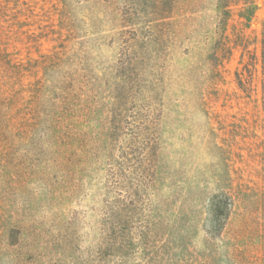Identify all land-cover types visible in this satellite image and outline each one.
<instances>
[{
	"label": "rangeland",
	"instance_id": "374dc122",
	"mask_svg": "<svg viewBox=\"0 0 264 264\" xmlns=\"http://www.w3.org/2000/svg\"><path fill=\"white\" fill-rule=\"evenodd\" d=\"M147 109L157 182L109 264H264V0H0V264L101 263L108 129Z\"/></svg>",
	"mask_w": 264,
	"mask_h": 264
},
{
	"label": "trees",
	"instance_id": "16d2710c",
	"mask_svg": "<svg viewBox=\"0 0 264 264\" xmlns=\"http://www.w3.org/2000/svg\"><path fill=\"white\" fill-rule=\"evenodd\" d=\"M227 6L226 4L220 5ZM166 17H153L151 20H161ZM138 114L136 119L129 121L123 114L115 113L109 127V137L112 145L111 161L108 167V192L113 195L104 201L103 216L107 221L103 224L98 238L100 246V264H109L117 255L125 257L128 246L124 230L120 227L110 230L111 218H130L141 215L150 207L149 194L157 182V164L160 152V120L155 117L153 109ZM121 113V112H120ZM112 246V247H111ZM109 247L113 251L109 252ZM118 253H114V250ZM117 254V255H116ZM107 255H110L108 258ZM107 258V259H106ZM118 264H126L120 260Z\"/></svg>",
	"mask_w": 264,
	"mask_h": 264
}]
</instances>
